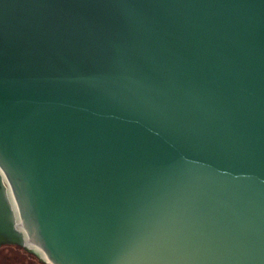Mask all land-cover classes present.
<instances>
[{"label":"water","instance_id":"water-1","mask_svg":"<svg viewBox=\"0 0 264 264\" xmlns=\"http://www.w3.org/2000/svg\"><path fill=\"white\" fill-rule=\"evenodd\" d=\"M3 245L264 264V0H0Z\"/></svg>","mask_w":264,"mask_h":264},{"label":"trees","instance_id":"trees-1","mask_svg":"<svg viewBox=\"0 0 264 264\" xmlns=\"http://www.w3.org/2000/svg\"><path fill=\"white\" fill-rule=\"evenodd\" d=\"M0 264H47L18 246L0 247Z\"/></svg>","mask_w":264,"mask_h":264},{"label":"flooded vegetation","instance_id":"flooded-vegetation-1","mask_svg":"<svg viewBox=\"0 0 264 264\" xmlns=\"http://www.w3.org/2000/svg\"><path fill=\"white\" fill-rule=\"evenodd\" d=\"M1 247V246H0ZM23 249V248H22ZM25 250V249H24ZM26 251V250H25ZM28 252V251H27ZM30 253V252H29ZM33 254V253H32ZM35 255V254H34ZM36 256V255H35ZM37 257V256H36ZM37 258H39V257H37ZM42 261V260H41ZM46 263V262H45ZM48 264V263H47Z\"/></svg>","mask_w":264,"mask_h":264}]
</instances>
